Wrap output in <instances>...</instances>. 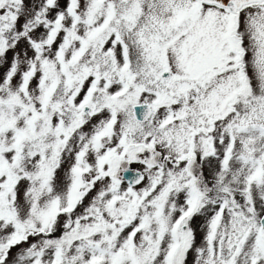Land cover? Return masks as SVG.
<instances>
[{
	"label": "snow or ice",
	"instance_id": "obj_1",
	"mask_svg": "<svg viewBox=\"0 0 264 264\" xmlns=\"http://www.w3.org/2000/svg\"><path fill=\"white\" fill-rule=\"evenodd\" d=\"M0 264H264V0H0Z\"/></svg>",
	"mask_w": 264,
	"mask_h": 264
},
{
	"label": "rangeland",
	"instance_id": "obj_2",
	"mask_svg": "<svg viewBox=\"0 0 264 264\" xmlns=\"http://www.w3.org/2000/svg\"><path fill=\"white\" fill-rule=\"evenodd\" d=\"M132 167H133L134 169H135V168H139V165L134 164Z\"/></svg>",
	"mask_w": 264,
	"mask_h": 264
}]
</instances>
